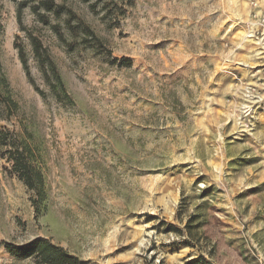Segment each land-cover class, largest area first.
<instances>
[{"label":"rangeland","instance_id":"1","mask_svg":"<svg viewBox=\"0 0 264 264\" xmlns=\"http://www.w3.org/2000/svg\"><path fill=\"white\" fill-rule=\"evenodd\" d=\"M57 2L95 36L63 17L61 40L29 8L21 27L0 0V128L46 195L0 155V264H39L8 251L35 239L80 264H264V0Z\"/></svg>","mask_w":264,"mask_h":264},{"label":"trees","instance_id":"2","mask_svg":"<svg viewBox=\"0 0 264 264\" xmlns=\"http://www.w3.org/2000/svg\"><path fill=\"white\" fill-rule=\"evenodd\" d=\"M17 3L16 14L17 20L21 27L23 26V12L26 8H29L36 16L40 23L50 26V28L56 33V35L63 40V35L60 31L61 21L65 17L64 26L69 29H73L81 32L86 36H95L90 28H87L83 24L77 23L73 26L71 20L72 12L69 11L64 3H59L57 0H11ZM89 3L90 0H84ZM53 16L56 22L53 24L51 21ZM76 20V19H75ZM3 34V26L0 22V40ZM96 38V37H95ZM29 40L32 47V52L35 60L40 65L44 79L51 89V92L60 99L61 96L67 97V92L62 81V77L58 72L57 66L53 61L50 52L44 47L42 42L32 34H29ZM101 44L99 39H95ZM19 50V57L23 64V67L27 73V76L31 80L30 68L28 64V58L20 46L17 45ZM117 62V61H116ZM122 66H130V61L124 59L120 63ZM1 73V65H0ZM5 104L6 100L0 93V105ZM0 155L5 157L8 161L12 162L11 173L15 174L20 181H22L30 191L35 193L34 204L38 205L45 200V180L42 170L35 166L32 161L31 148L23 144H16L13 140L12 134L4 131L0 128ZM187 227H189L187 225ZM8 251L14 258L18 260H27L35 258L39 264H80L78 257L70 254L66 250L59 248L49 241L35 239L27 244L20 246H8ZM203 260L202 257L198 258L194 263Z\"/></svg>","mask_w":264,"mask_h":264}]
</instances>
